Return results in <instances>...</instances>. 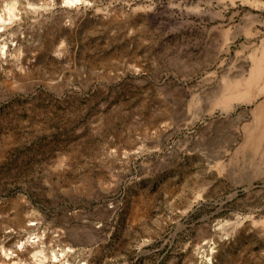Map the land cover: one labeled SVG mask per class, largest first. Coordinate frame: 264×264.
<instances>
[{"label": "rangeland", "instance_id": "rangeland-1", "mask_svg": "<svg viewBox=\"0 0 264 264\" xmlns=\"http://www.w3.org/2000/svg\"><path fill=\"white\" fill-rule=\"evenodd\" d=\"M13 1L0 264H264V0Z\"/></svg>", "mask_w": 264, "mask_h": 264}, {"label": "bare ground", "instance_id": "bare-ground-1", "mask_svg": "<svg viewBox=\"0 0 264 264\" xmlns=\"http://www.w3.org/2000/svg\"><path fill=\"white\" fill-rule=\"evenodd\" d=\"M83 1H85V0H63L65 5H74V4L81 3ZM15 4H16L15 1L8 0L3 5V11L0 12V25L1 26L4 25L6 22V15L8 16V19H12L14 17V15H15L14 14ZM262 62H263V60L260 59L254 65V68H253V71L251 72V77H250L251 83L254 81H256L258 83L260 82L261 78H259V76L262 72L261 71L262 70ZM263 93H264V87H261L259 90V94H263ZM238 98L247 100V99H249V95H248L247 91L239 92ZM253 118H254V122H256V123L251 128V133L247 138L248 139L247 143L249 145H251L253 148L259 149L264 144V103L257 105L255 107V109L253 110ZM40 239L41 238H39V240ZM35 242H37V241L27 240L26 242H22V243H20L19 246H17L16 250H18V251L22 250L23 248H25V246L27 244L30 243V245H31V243H35ZM33 257L38 262L39 261L42 262V261L48 259V260H50L51 264H70V263H67L65 260L63 261V254L59 255L58 252H53L49 256H45V252H44L43 248H40L39 250L34 251Z\"/></svg>", "mask_w": 264, "mask_h": 264}]
</instances>
